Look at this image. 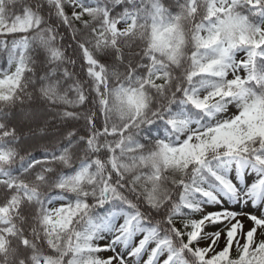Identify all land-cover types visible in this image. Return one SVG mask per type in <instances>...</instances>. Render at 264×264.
<instances>
[{"label": "snow or ice", "instance_id": "6c2138e0", "mask_svg": "<svg viewBox=\"0 0 264 264\" xmlns=\"http://www.w3.org/2000/svg\"><path fill=\"white\" fill-rule=\"evenodd\" d=\"M0 264H264V0H0Z\"/></svg>", "mask_w": 264, "mask_h": 264}]
</instances>
